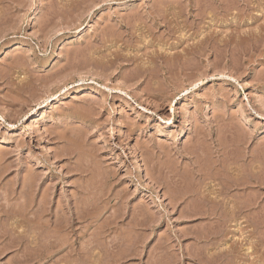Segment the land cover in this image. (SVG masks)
I'll use <instances>...</instances> for the list:
<instances>
[{
    "label": "rangeland",
    "instance_id": "rangeland-1",
    "mask_svg": "<svg viewBox=\"0 0 264 264\" xmlns=\"http://www.w3.org/2000/svg\"><path fill=\"white\" fill-rule=\"evenodd\" d=\"M0 23V264H264V0H0Z\"/></svg>",
    "mask_w": 264,
    "mask_h": 264
},
{
    "label": "bare ground",
    "instance_id": "bare-ground-1",
    "mask_svg": "<svg viewBox=\"0 0 264 264\" xmlns=\"http://www.w3.org/2000/svg\"><path fill=\"white\" fill-rule=\"evenodd\" d=\"M78 2V1H77ZM1 24V23H0ZM250 37V36H249ZM201 50V49H200ZM197 57V56H196ZM103 64V63H102ZM112 66V65H111ZM108 67V66H107ZM110 67V66H109ZM50 105L48 104V103H46L45 104V107L44 108H47V107H49ZM187 135V131H186V129H183L182 130V132H181V138H185V136ZM249 170V169H248ZM90 190V189H89ZM39 202V201H38ZM208 202V201H207ZM216 202V201H215ZM11 203V202H10ZM214 203V202H213ZM217 203H219V202H217ZM228 203H229V201H228ZM227 203V204H228ZM231 203V202H230ZM216 204V203H215ZM220 204V203H219ZM221 205V204H220ZM231 205H233V204H231ZM3 206V205H2ZM37 206V205H36ZM219 206V205H218ZM217 206V204L215 205V207H218ZM22 207V206H21ZM220 207V206H219ZM223 207V206H222ZM228 207H230L229 205H228ZM233 207V206H232ZM209 208V207H208ZM213 209H214V207H212ZM212 208H211V210H212ZM22 209V208H21ZM207 209V208H206ZM227 209V208H226ZM228 209H232L231 207L230 208H228ZM239 209V208H238ZM241 209V208H240ZM208 210V209H207ZM215 210V209H214ZM232 210H235V207L232 209ZM236 211V210H235ZM213 212V211H212ZM6 213H8V212H6ZM5 213V214H6ZM208 213H209V211H208ZM210 213H211V211H210ZM236 214V213H235ZM20 215V214H19ZM6 219V218H5ZM13 219V218H12ZM7 220V219H6ZM43 221V220H42ZM36 224V223H35ZM53 224V223H52ZM58 224V223H57ZM30 225V224H29ZM49 225V223H45V224H41V227L43 226V227H49L48 226ZM34 226V225H33ZM40 226V225H39ZM56 225H54V229H52L51 231H46L47 232V234L45 235V234H41L42 236L43 235H45L43 238H42V236L40 235V238L41 239H43V241H41L40 239H37L38 237L37 236H39V235H35L36 236V238L33 236V238H35V239H33V238H30L31 240L33 239V242H32V244L33 243H35V248H37V250H36V254H37V259H38V255H39V252L41 251L42 252V250L44 249V248H42V250H40L41 249V246H40V249L38 248V246L40 245V244H43V245H45V247H46V245L48 246V247H51V248H53L54 249V247H57L58 246V241L59 242H61V234L63 233V232H61V228H59V227H55ZM57 226H59V225H57ZM30 227H31V225H30ZM66 227V226H65ZM39 229V228H38ZM42 229V228H41ZM47 229V228H46ZM45 229V230H46ZM69 229V228H68ZM67 229V230H68ZM43 230V229H42ZM45 230H43V231H45ZM63 230V229H62ZM36 232V231H35ZM39 232V231H38ZM42 232V231H41ZM41 232H39L38 234H40ZM59 232L61 233L60 234V236L58 237V236H56V234H58L59 235ZM66 232V231H65ZM44 233V232H43ZM64 235V234H63ZM63 235H62V237H63ZM11 236V235H10ZM66 236V235H65ZM32 237V236H31ZM23 238V237H22ZM60 238V240H58ZM12 240V239H11ZM111 240V239H110ZM27 241V240H26ZM18 242V241H17ZM58 243V244H57ZM63 243H64V241H63ZM110 243V242H109ZM57 244V245H56ZM62 244V243H61ZM42 245V246H43ZM56 245V246H55ZM63 245V244H62ZM62 245H59V246H62ZM65 245V244H64ZM105 245V244H104ZM12 246V245H11ZM37 246V247H36ZM58 246V247H59ZM15 247H16V245H15ZM44 247V246H43ZM57 247V248H58ZM87 247V246H86ZM85 247V248H86ZM102 247H104V246H102ZM47 248V247H46ZM92 248V247H91ZM90 248V249H91ZM84 249V248H83ZM102 249V248H101ZM2 250V249H1ZM47 250V249H46ZM56 250V249H55ZM85 250V249H84ZM84 250H82V251H84ZM35 251V250H34ZM49 251V250H48ZM52 251V250H51ZM47 252V251H46ZM45 252V253H46ZM56 252H57V250H56ZM108 252V251H107ZM43 253V252H42ZM44 253V254H45ZM84 253V252H83ZM86 253L89 255V258L92 256L91 254L92 253H90L89 254V249L86 251ZM41 254V253H40ZM86 254V255H87ZM105 254V253H104ZM108 254V253H107ZM49 255V254H48ZM68 255V254H67ZM32 256V255H31ZM34 256V255H33ZM41 256H45V255H42L41 254ZM40 255H39V257H41ZM35 257V256H34ZM49 257V256H48ZM82 257V256H81ZM86 257V256H85ZM111 257V256H110ZM22 258V257H21ZM107 258V257H106ZM41 258H39V260H40ZM109 259V258H108ZM18 260V259H17ZM96 260V259H95ZM82 263H83V261H82Z\"/></svg>",
    "mask_w": 264,
    "mask_h": 264
}]
</instances>
